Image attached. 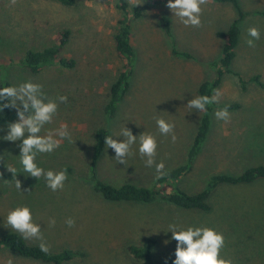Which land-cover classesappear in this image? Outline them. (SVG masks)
<instances>
[{
  "label": "rangeland",
  "instance_id": "rangeland-1",
  "mask_svg": "<svg viewBox=\"0 0 264 264\" xmlns=\"http://www.w3.org/2000/svg\"><path fill=\"white\" fill-rule=\"evenodd\" d=\"M117 2L76 0L66 7L57 0H17L15 5L0 0V59L14 63L0 69V87L32 80L43 85L50 98L67 96V103L59 104L41 134L61 124L71 134V142L64 139L54 152L37 156L38 166L45 171L67 170L64 188L53 192L43 177L36 179L23 171L21 141L3 138L8 124L17 120L16 110L7 122L0 123V236L16 232L7 225L6 215L23 203L32 209L50 252L68 249L76 253L65 264H144L130 255L128 246L147 239L155 240L152 264H168L176 243L168 232L171 223L215 228L225 237L222 256L231 257L233 264H264V179L247 185H219L209 197L207 212L181 209L161 199L148 204L111 202L94 191L89 166L99 129H105L108 136L123 126L136 136L151 132L158 142L156 161L164 162L165 171L186 163L201 118L200 112L186 105L198 96L201 83L213 79L212 64L219 60L223 45L217 33L226 31L237 18L231 4L210 0L203 6V26L185 27L165 6L167 0H141L142 4L134 6L141 15L131 27L135 61L130 88L115 115L108 117L103 109L121 67L113 48ZM238 4L245 13L239 23V43L229 71L216 88L221 96L210 112L208 137L191 172L175 184L190 195L203 190L213 175H239L264 165V0H238ZM162 18L168 21V36ZM250 26L261 33L254 48L246 44ZM63 30L69 36L62 55L72 59L74 67L45 66L32 74L18 65L28 50L55 44ZM255 77L258 82L253 81ZM225 105L239 106L228 109V122L214 116ZM157 117L175 124V143L170 136L160 135ZM137 149L134 144L133 155L121 164L115 161L114 150L105 145L97 162L98 179L113 187H152L157 179L155 167H146ZM9 168L16 171L11 173ZM16 180L22 193L15 187ZM69 217L75 220L71 228L65 224ZM50 218L55 219L54 226H49ZM24 241L39 245L37 240ZM9 259L12 264H45L0 250V264Z\"/></svg>",
  "mask_w": 264,
  "mask_h": 264
},
{
  "label": "clouds",
  "instance_id": "clouds-1",
  "mask_svg": "<svg viewBox=\"0 0 264 264\" xmlns=\"http://www.w3.org/2000/svg\"><path fill=\"white\" fill-rule=\"evenodd\" d=\"M11 5H15L17 0H9ZM136 6L142 4L141 0H130ZM210 3V0H167L166 7L174 15L178 22L185 27H202L201 15L203 6ZM249 39L246 44L249 47H255V42L261 37L260 29L256 26H250L247 29ZM221 91L214 90L211 96L199 95L190 99L186 107L195 109L198 112H206L208 105L219 103ZM67 103V96L59 95L55 98L48 97L43 91V85L26 80L19 85L0 87V110L3 108H13L16 110L17 120L7 126V135L3 137L8 141H21L19 144L20 154L19 163L23 171L36 179L44 178L46 186L53 192L62 190L64 183L68 179L67 170L45 171L37 164L38 154L52 153L60 147L62 140L68 139L71 142V134L66 124H61L58 129L50 130L41 134L46 124L53 121L57 114L59 104ZM229 106L217 109L214 116L217 120L228 122L230 120ZM155 123L160 135L170 136L171 141L175 143V124L162 117L155 118ZM113 137H123L122 140ZM105 145L115 152V161L125 164L126 158L133 155L132 146L138 144V153L144 160L146 167H155L156 178L161 179L167 173L163 161L157 162L158 142L156 136L148 131H143L138 136L133 135L130 129L123 126L119 133L106 136ZM2 158V157H0ZM11 173L14 168H9ZM16 189L20 191V181L16 180ZM22 193V192H21ZM7 225L18 232L25 240L39 241L41 252L48 253L49 245L46 242L39 223L34 221L32 209L27 204H17L8 210L6 215ZM56 223L54 218L49 219V226ZM68 227L75 226V220L71 217L65 220ZM168 232H171V239L174 240L175 259L172 264H233L231 257L221 255L225 247V237L215 228L205 225L201 226H183L178 223L168 225ZM167 243V241H166ZM6 264H12L9 259Z\"/></svg>",
  "mask_w": 264,
  "mask_h": 264
},
{
  "label": "trees",
  "instance_id": "trees-1",
  "mask_svg": "<svg viewBox=\"0 0 264 264\" xmlns=\"http://www.w3.org/2000/svg\"><path fill=\"white\" fill-rule=\"evenodd\" d=\"M61 5L71 7L76 3V0H57ZM218 3L231 4L236 12L237 18L229 25L224 32H218L217 37L223 39L221 56L219 60L212 64L214 77L210 81H204L197 88V95L211 96L214 90L220 85L225 73L235 59V49L239 43L240 28L239 23L245 16L238 4V0H214ZM158 3V2H156ZM159 4V3H158ZM116 9L119 17L116 21V29L113 35V48L116 57L121 62V67L115 81L110 85L109 96L106 105L104 106V114L108 117H113L130 88V78L133 74L135 52L131 42V27L139 17L141 11L131 6L126 0H118ZM162 28L168 36L169 25L165 18H162ZM68 31L63 30L58 34L55 44L50 47H45L42 50H28L18 65L23 66L32 74H37L42 71L45 66L58 65L63 68H72L75 63L72 59H68L62 55L64 45L68 39ZM184 57H188L184 55ZM14 63L0 59V69L4 66L10 67ZM258 78H253V81L258 82ZM5 86H10L5 84ZM206 112H200L201 118L196 134L187 152V161L185 164L166 171V175L161 179H156L154 185L150 188L137 187L131 184H124L120 187L108 185L97 177V162L105 149L104 138L108 136L105 129H99L94 134V144L92 148V156L90 160V181L93 184V189L100 194L103 199L111 202H127V203H152L157 199H161L175 207L185 210H199L207 212L210 205L209 197L214 189L219 185H247L257 180L264 179V165L251 167L243 171L239 175L220 174L213 175L209 178L205 188L196 194H188L175 188V184L188 175L192 168L193 162L200 154L202 145L208 137L210 130V112L213 109V104L206 106ZM239 106H229L228 109H233ZM14 113L13 108H3L0 110V123H5ZM16 114V112H15ZM155 245L154 239H147L141 245L128 246L130 255L136 260L144 264H152L151 254ZM0 250L11 251L22 258H27L39 261L45 264H65L76 256L72 250H62L59 252H41L36 245L27 244L24 239L16 232L4 233L0 236ZM175 259L173 255L168 264H172Z\"/></svg>",
  "mask_w": 264,
  "mask_h": 264
}]
</instances>
